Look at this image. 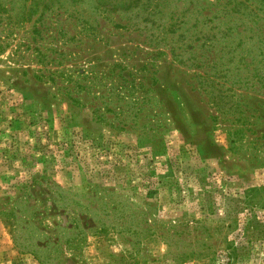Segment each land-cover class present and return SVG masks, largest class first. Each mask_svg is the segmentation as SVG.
Returning a JSON list of instances; mask_svg holds the SVG:
<instances>
[{
  "label": "rangeland",
  "instance_id": "1",
  "mask_svg": "<svg viewBox=\"0 0 264 264\" xmlns=\"http://www.w3.org/2000/svg\"><path fill=\"white\" fill-rule=\"evenodd\" d=\"M0 264H264V0H0Z\"/></svg>",
  "mask_w": 264,
  "mask_h": 264
}]
</instances>
